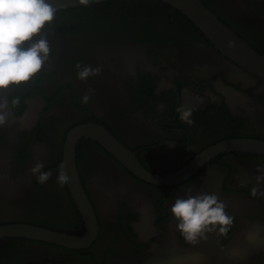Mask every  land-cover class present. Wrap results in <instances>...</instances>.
Masks as SVG:
<instances>
[{"label":"flooded vegetation","instance_id":"flooded-vegetation-1","mask_svg":"<svg viewBox=\"0 0 264 264\" xmlns=\"http://www.w3.org/2000/svg\"><path fill=\"white\" fill-rule=\"evenodd\" d=\"M202 1L264 56V0ZM144 8L146 13L112 22L100 21L94 9L80 12L77 19L90 16L88 25L74 14L55 16L43 29L50 52L40 73L0 92V103L7 96L14 117L38 107L37 118L18 136L9 114L0 125V227L28 224L73 236L86 233L67 182L61 187L56 181L67 134L79 125L104 127L160 177L183 171L218 143L264 141V80L225 57L173 9L154 1ZM56 21L64 27L52 26ZM247 22L256 32L245 31ZM77 64L99 68L100 74L80 81ZM178 107L193 109L191 126L179 120ZM35 163L52 173L44 184L30 171ZM258 167H264L263 155L227 152L182 182L156 185L99 143L82 139L77 168L97 219L96 241L68 249L2 238L0 264H169L177 256L189 264H264V245L245 240L253 225H264V195H250L253 187L264 192V181L256 183ZM200 193L215 194L234 224L227 237L211 232L188 245L167 209L177 197ZM234 249L242 255H231Z\"/></svg>","mask_w":264,"mask_h":264},{"label":"water","instance_id":"water-1","mask_svg":"<svg viewBox=\"0 0 264 264\" xmlns=\"http://www.w3.org/2000/svg\"><path fill=\"white\" fill-rule=\"evenodd\" d=\"M114 0H88L82 5L80 0H46L55 12L88 7ZM162 2L186 17L199 32L225 57L241 66L247 72L264 80V56L255 51L251 45L224 24L202 0H154ZM7 104V96L4 97ZM39 106V105H38ZM37 107V106H35ZM32 107L21 117L12 116L9 108L4 114H9L11 122L17 126V136L30 128L31 122L37 118V108ZM36 117V118H35ZM10 118V119H11ZM6 119V116H5ZM34 119V120H33ZM82 139H90L99 143L115 156L133 174L146 182L156 185H170L188 179L197 171L200 165L222 153L240 152L264 156V141L256 139H235L218 143L207 149L199 158L193 161L183 171L160 177L146 171L139 163L134 153L128 151L104 127L95 124H83L74 127L67 134L63 150V170L67 177V185L76 201L86 225L83 236H73L28 224H11L0 227V239H25L43 242L68 249H84L92 246L98 237V223L86 193L84 192L80 174L77 168V146Z\"/></svg>","mask_w":264,"mask_h":264},{"label":"clouds","instance_id":"clouds-1","mask_svg":"<svg viewBox=\"0 0 264 264\" xmlns=\"http://www.w3.org/2000/svg\"><path fill=\"white\" fill-rule=\"evenodd\" d=\"M87 5L88 0H80ZM56 15L55 10L46 0H0V92L9 86H19L29 82L42 69L49 57L48 41L43 29L49 25ZM39 36V39L35 37ZM76 77L85 81L100 74L99 68L76 65ZM89 96L82 97V103H87ZM17 101H13L16 104ZM7 105L0 103V125L5 123L4 109ZM179 120L191 126V108L176 109ZM39 184L46 183L52 173L44 169L42 163H35L31 168ZM260 173L256 183L264 181V167H258ZM57 183L62 187L67 177L62 169H58ZM250 195H264L258 188L253 187ZM168 215L175 222V229L188 245H195L206 239V234L215 232L218 236L227 237L234 220L225 211V205L215 194L200 193L177 197L167 209ZM245 240L253 246L264 245V225H253L245 234ZM233 256L242 255L239 249L231 252ZM169 264H189L186 257H173Z\"/></svg>","mask_w":264,"mask_h":264},{"label":"trees","instance_id":"trees-1","mask_svg":"<svg viewBox=\"0 0 264 264\" xmlns=\"http://www.w3.org/2000/svg\"><path fill=\"white\" fill-rule=\"evenodd\" d=\"M148 1H154V0H114V1H108L88 7H83V8H78V9H73V10H65V11H60L56 12L55 16H62V15H68L71 16L74 14L75 19L79 17L80 12H88L89 10H96L99 11L100 13H95L96 16L100 17V21L102 22H112L113 19H118V20H125L126 18L129 19L130 15L132 16H138L139 14L146 13L144 11V5L147 4ZM156 5L158 6H165L166 8H171L172 7L159 2V1H154ZM176 11L175 9H173ZM178 14H181L180 12L176 11ZM182 15V14H181ZM185 18V17H184Z\"/></svg>","mask_w":264,"mask_h":264},{"label":"rangeland","instance_id":"rangeland-1","mask_svg":"<svg viewBox=\"0 0 264 264\" xmlns=\"http://www.w3.org/2000/svg\"><path fill=\"white\" fill-rule=\"evenodd\" d=\"M91 18L90 16L89 17H85V18H79V19H76L77 22L79 23H82V24H85V25H88L86 24L87 21H89ZM63 21H56L52 26H57V27H64L63 24H62ZM242 25L244 27H247V29H245L246 32H256L255 31V26H253V24L251 22H247V23H242ZM92 30V29H91ZM89 30L88 33L91 34L92 31Z\"/></svg>","mask_w":264,"mask_h":264}]
</instances>
